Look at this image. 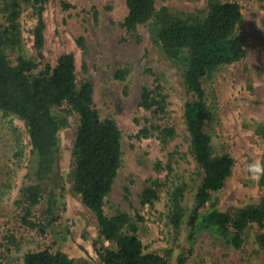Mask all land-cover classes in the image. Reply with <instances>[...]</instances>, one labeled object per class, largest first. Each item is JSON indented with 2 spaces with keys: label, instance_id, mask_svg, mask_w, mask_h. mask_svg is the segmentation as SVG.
<instances>
[{
  "label": "rangeland",
  "instance_id": "374dc122",
  "mask_svg": "<svg viewBox=\"0 0 264 264\" xmlns=\"http://www.w3.org/2000/svg\"><path fill=\"white\" fill-rule=\"evenodd\" d=\"M63 1L69 6L65 7ZM233 1L242 7L243 21L237 32L245 37L248 54L240 61L212 71L204 80L212 111L208 128L217 136L216 148L228 151L235 159L226 184L215 194L216 206L221 210L256 203L264 195V173L254 179L247 167L257 161L264 165V138L256 130L258 123L264 122V0ZM163 8L182 17H203L208 0H156V9ZM127 12L126 0H50L42 13L44 61L54 65L61 54L73 53L78 83L93 81L94 100L101 118H113L122 132L121 167L113 190L106 197L105 211L110 215L120 210L129 213L138 221L144 250L165 254L169 264H179L181 255L187 256L185 264H264V250L255 242L254 228L247 230L241 248L226 244L208 231L200 233L191 248L187 219L202 174L185 121V104L190 94L182 67L154 41L151 20L127 31L121 25ZM39 17L33 3L22 4L20 27L25 51L37 60L41 57L35 46L34 28ZM120 69L125 70L124 79L116 77ZM157 82L167 94V111L162 116L140 105L142 88L153 87ZM152 124L174 126L176 135L163 143L157 130H152L149 136L139 134L142 128ZM77 126L78 116L74 113L60 131L59 174L65 185L62 222L69 232L59 246L75 264H104L98 248L114 245L100 235L95 214L72 186ZM17 136L25 147V155L13 178L12 189L0 204L4 234L9 229L19 230L18 200L30 145L24 122L0 111L2 159L7 156L6 150L14 147ZM158 160L170 163L173 169L158 171L155 166ZM155 178L165 182L160 197L154 204H143L141 194ZM180 184L187 186L184 204L187 213L176 228L170 219L169 192ZM138 215L143 219L139 220ZM23 233V240L13 251L14 257H18L13 264L21 263L28 250L52 244L35 231Z\"/></svg>",
  "mask_w": 264,
  "mask_h": 264
},
{
  "label": "trees",
  "instance_id": "16d2710c",
  "mask_svg": "<svg viewBox=\"0 0 264 264\" xmlns=\"http://www.w3.org/2000/svg\"><path fill=\"white\" fill-rule=\"evenodd\" d=\"M50 0H0V111L24 122L29 138L27 170L20 189L21 206L19 230L4 234L0 224V264H13L16 248L24 231H35L52 241L37 250H28L19 264H75L59 243L67 239L68 228L63 225V178L60 176V131L69 124L72 114L78 116L74 142V164L71 170L73 190L95 214L100 235L113 247L98 248L104 264H169L165 254L145 251L138 234V221L126 211L110 215L105 211L106 197L113 190L122 161V132L113 118L102 119L94 100V84L90 79L77 80L75 56L61 54L53 65L44 61V21L42 13ZM23 3H33L40 15L34 28L35 46L41 60L26 54L20 27ZM68 7V2H62ZM127 15L121 25L132 31L151 20L153 39L165 54L183 69L190 98L185 104V121L191 148L201 169V181L195 201L188 213L187 240L192 248L200 233L208 231L223 242L241 248L247 230L255 229V242L264 250V195L256 203L221 210L216 206V193L231 175L235 159L226 150L217 149V136L208 128L212 116L207 101L204 80L212 71L244 59L248 54L245 37L237 32L243 21L242 7L233 0H208V10L202 16H178L167 8L156 9V0H126ZM116 77L125 78V70ZM140 105L162 116L167 111V94L157 82L144 86ZM157 130L167 143L176 135L174 126L152 124L140 135L149 136ZM264 138V122L257 125ZM0 157V204L13 187V178L22 165L25 147L17 136L12 150ZM8 152L10 154H8ZM156 169L169 170L170 163L156 162ZM165 182L155 178L144 188L143 204L159 199ZM186 184L169 192L170 219L179 228L187 213ZM208 205V206H207ZM138 219L143 217L138 215ZM190 248V250H191ZM187 256L181 255L179 264Z\"/></svg>",
  "mask_w": 264,
  "mask_h": 264
},
{
  "label": "clouds",
  "instance_id": "9594fccd",
  "mask_svg": "<svg viewBox=\"0 0 264 264\" xmlns=\"http://www.w3.org/2000/svg\"><path fill=\"white\" fill-rule=\"evenodd\" d=\"M247 167H248L249 173L254 179H259L260 174L264 173V165H262L259 161L250 163L247 165Z\"/></svg>",
  "mask_w": 264,
  "mask_h": 264
}]
</instances>
